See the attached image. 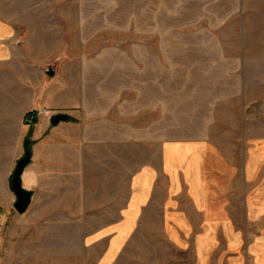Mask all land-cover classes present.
<instances>
[{
    "label": "crops",
    "instance_id": "crops-1",
    "mask_svg": "<svg viewBox=\"0 0 264 264\" xmlns=\"http://www.w3.org/2000/svg\"><path fill=\"white\" fill-rule=\"evenodd\" d=\"M251 2L0 0V227L32 212L73 225L76 255L95 264H117L153 208L217 234L216 102L182 94V65H242L263 48L247 35Z\"/></svg>",
    "mask_w": 264,
    "mask_h": 264
},
{
    "label": "rangeland",
    "instance_id": "rangeland-1",
    "mask_svg": "<svg viewBox=\"0 0 264 264\" xmlns=\"http://www.w3.org/2000/svg\"><path fill=\"white\" fill-rule=\"evenodd\" d=\"M250 13L247 35L264 43V0H252ZM182 67L190 77L182 79V94L185 87L187 96L216 102L210 138L219 151L218 171H212L218 232L211 234L210 224H167L153 208L117 264H215L216 258L218 264H264V47L252 48L242 65ZM179 83L172 80V87ZM32 213L10 229L0 227V264H95L96 256L76 255L73 225L36 223ZM215 242L218 251L211 252Z\"/></svg>",
    "mask_w": 264,
    "mask_h": 264
},
{
    "label": "water",
    "instance_id": "water-1",
    "mask_svg": "<svg viewBox=\"0 0 264 264\" xmlns=\"http://www.w3.org/2000/svg\"><path fill=\"white\" fill-rule=\"evenodd\" d=\"M66 119L67 117L57 116L54 117L52 121L53 123L58 124L59 122L65 121ZM25 149V155L18 161L11 180L12 190L17 197V201L14 207L19 214H25L27 212L31 205L33 197V194L31 192L24 190L22 187V174L25 168L31 162V150L28 147Z\"/></svg>",
    "mask_w": 264,
    "mask_h": 264
},
{
    "label": "trees",
    "instance_id": "trees-1",
    "mask_svg": "<svg viewBox=\"0 0 264 264\" xmlns=\"http://www.w3.org/2000/svg\"><path fill=\"white\" fill-rule=\"evenodd\" d=\"M25 148H29L30 150H31V141L29 140V137L26 139V141H25Z\"/></svg>",
    "mask_w": 264,
    "mask_h": 264
},
{
    "label": "built area",
    "instance_id": "built-area-1",
    "mask_svg": "<svg viewBox=\"0 0 264 264\" xmlns=\"http://www.w3.org/2000/svg\"><path fill=\"white\" fill-rule=\"evenodd\" d=\"M33 121H34V118L32 117V118L29 120V122H31V123H32Z\"/></svg>",
    "mask_w": 264,
    "mask_h": 264
}]
</instances>
